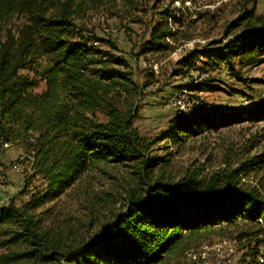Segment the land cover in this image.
<instances>
[{
    "label": "trees",
    "instance_id": "16d2710c",
    "mask_svg": "<svg viewBox=\"0 0 264 264\" xmlns=\"http://www.w3.org/2000/svg\"><path fill=\"white\" fill-rule=\"evenodd\" d=\"M163 1L0 0V154L3 144L35 145L41 181L26 203L0 207V264H159L191 253L194 237L227 229L239 242H255L249 263L264 264V195L239 185L233 173L220 179L187 172L171 179L165 170L170 152H156L164 149L160 142L183 144L233 120H260L264 101L237 114L179 111L170 129L148 138L134 125L148 79L139 83L130 61L116 53V42L88 23L94 15L114 8L111 14L120 16L125 9L130 22L146 26L135 59L158 62L175 43L191 39L174 28L185 19L183 10L173 9L176 0ZM148 9L152 15L145 21ZM241 9L224 37L189 50L173 74L189 75L198 60L231 70L236 58L264 61V14L255 5ZM155 74L151 69L147 77ZM41 82L45 90L33 93ZM184 86L183 92L211 88L194 81ZM108 167L133 175L120 207H104L106 199L97 195L96 204L81 207L82 219H54L51 208L44 209Z\"/></svg>",
    "mask_w": 264,
    "mask_h": 264
},
{
    "label": "rangeland",
    "instance_id": "374dc122",
    "mask_svg": "<svg viewBox=\"0 0 264 264\" xmlns=\"http://www.w3.org/2000/svg\"><path fill=\"white\" fill-rule=\"evenodd\" d=\"M152 3L153 1L150 5ZM168 3L170 0H165L161 5ZM244 4L248 8L255 5L257 13L264 14V0L174 1L173 9L183 10L185 16L183 26L174 25V28H179L191 36V39L178 41L175 48L158 58V62H154L153 58L150 64L142 57L138 61L135 59L146 26L130 22V18L123 14L125 9L122 10L121 17L111 14L115 10L113 8L105 15L89 18V26L98 36L116 42L120 49L116 53L124 55L130 61L134 78L141 84L146 79L149 81L134 120L135 127L142 135L154 138L164 133L172 127V121L179 111L218 109L237 114L244 110L250 111L264 101V61L247 64L240 63V58H236L235 68L231 70L224 63L212 68L205 66L203 60H198V70L191 69L190 74L184 77L173 74L178 69L179 60L189 50L224 37L226 30L232 29L231 24ZM138 15L144 14L142 12ZM151 15L152 11L148 9L144 15L145 21ZM133 17H137V14ZM158 20L159 17L156 21ZM201 67H205V70L200 71ZM151 69L156 74L147 77ZM191 81L196 85L204 82L211 88H187V92H183L184 85ZM44 90L45 83L41 82L32 92L37 94ZM159 147L164 149L160 151L158 148L157 155L163 156L170 152L165 170L171 179H178L187 172L220 179L225 174L233 173L237 174L235 179L239 180V185L256 189L264 195V117L260 120H233L219 129L190 136L183 144L160 142ZM34 149L35 145L27 142L3 146L0 154V207L11 203L21 206L29 200L36 187L41 185L40 177L34 169ZM15 164L22 167L18 172L13 168ZM131 178L133 175L127 169L108 167L105 173L97 170L43 207L51 208L49 215L54 219H64L68 215L82 219L84 214L81 207L96 204L97 195L106 199V204L102 202L104 207H120L130 188ZM102 219L104 220L103 216L94 230L102 224ZM231 230L194 237L191 253L186 256L174 254L159 264H250L251 249L256 243L237 241ZM2 239L0 234V243Z\"/></svg>",
    "mask_w": 264,
    "mask_h": 264
},
{
    "label": "bare ground",
    "instance_id": "6f19581e",
    "mask_svg": "<svg viewBox=\"0 0 264 264\" xmlns=\"http://www.w3.org/2000/svg\"><path fill=\"white\" fill-rule=\"evenodd\" d=\"M108 31V30H107ZM158 66V65H157ZM31 140H32V142L35 140V136H32V138H31ZM3 146L4 147H8L9 146V144H3ZM13 168H14V170L16 171V172H18L19 170H21V165H19V164H15L14 166H13ZM259 261L262 263V262H264V258H262V256H259Z\"/></svg>",
    "mask_w": 264,
    "mask_h": 264
},
{
    "label": "built area",
    "instance_id": "2783aa9c",
    "mask_svg": "<svg viewBox=\"0 0 264 264\" xmlns=\"http://www.w3.org/2000/svg\"><path fill=\"white\" fill-rule=\"evenodd\" d=\"M229 262H230V260H229Z\"/></svg>",
    "mask_w": 264,
    "mask_h": 264
}]
</instances>
